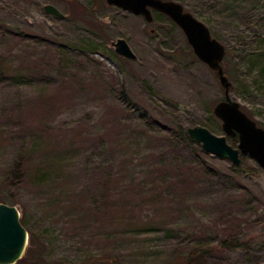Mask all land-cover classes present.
Returning a JSON list of instances; mask_svg holds the SVG:
<instances>
[{
    "label": "rangeland",
    "instance_id": "obj_1",
    "mask_svg": "<svg viewBox=\"0 0 264 264\" xmlns=\"http://www.w3.org/2000/svg\"><path fill=\"white\" fill-rule=\"evenodd\" d=\"M171 1L224 45L229 95L264 128V0ZM151 14L0 0V202L32 236L17 264H264V169L186 138L203 126L238 144L212 111L216 72Z\"/></svg>",
    "mask_w": 264,
    "mask_h": 264
},
{
    "label": "water",
    "instance_id": "obj_2",
    "mask_svg": "<svg viewBox=\"0 0 264 264\" xmlns=\"http://www.w3.org/2000/svg\"><path fill=\"white\" fill-rule=\"evenodd\" d=\"M108 5L141 14L147 22L152 21L151 10L168 16L184 32L187 42L195 56L216 72L218 81L224 89V98L216 102L213 114L221 120L224 132L237 136L236 147L227 143L225 136H217L203 126L187 128L191 139L201 144V148L220 158H226L233 164L240 163V156L247 154L264 169V128L257 125L241 108L240 103L231 99L229 93L232 84L225 75L222 61L225 47L214 38L209 28L184 7L171 0H105ZM44 12L63 18L64 15L54 5L45 4ZM115 52L120 56L136 59L128 43L123 38L113 42ZM28 240V232L20 221L17 207L0 202V264H15L22 258ZM165 264H181L169 261Z\"/></svg>",
    "mask_w": 264,
    "mask_h": 264
},
{
    "label": "trees",
    "instance_id": "obj_3",
    "mask_svg": "<svg viewBox=\"0 0 264 264\" xmlns=\"http://www.w3.org/2000/svg\"><path fill=\"white\" fill-rule=\"evenodd\" d=\"M228 57V52H226L225 53V58H227ZM224 58V59H225ZM224 68V67H223ZM224 72H225V75L227 76V71L224 69ZM185 136H186V138L187 139H189V137H188V134H187V132H185ZM190 140V139H189ZM227 242L228 243H232L233 241L231 240V241H229V240H227ZM31 251H32V236L31 235H29V237H28V243H27V246H26V249H25V252H24V255H23V257L21 258V259H19L17 262H16V264L19 262L20 263V261H22V259L24 258V257H27V256H29L30 254H31ZM104 262L105 263H107V260H104ZM181 264H182V262H180Z\"/></svg>",
    "mask_w": 264,
    "mask_h": 264
}]
</instances>
